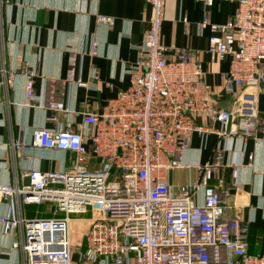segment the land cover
I'll return each mask as SVG.
<instances>
[{
  "label": "built area",
  "instance_id": "1",
  "mask_svg": "<svg viewBox=\"0 0 264 264\" xmlns=\"http://www.w3.org/2000/svg\"><path fill=\"white\" fill-rule=\"evenodd\" d=\"M144 1L152 16L128 68L129 86L100 111H81L77 126L61 123L72 111L51 90L46 119L54 126L35 128L30 143L11 142L19 154L33 147L68 152L64 169L31 168L26 183L0 186L8 202L0 228L18 231L10 246H0V254L19 249L18 264H264V255L248 252L242 220L223 219L229 204L216 173L224 145L194 165L190 182L168 180L172 169L185 167L192 132L223 141L254 135L264 83V0H238L236 12L222 23L209 21L212 0H203L199 26L215 32L207 46L211 57L228 61L221 77L236 99L233 109L217 107L193 50L161 41L166 0ZM97 20L113 23L105 15ZM70 52L72 78L81 52ZM88 54H97L94 40ZM24 72L25 95L32 98L36 72L27 67ZM75 82L87 86L79 78ZM19 200L47 203L50 214L21 216Z\"/></svg>",
  "mask_w": 264,
  "mask_h": 264
},
{
  "label": "crops",
  "instance_id": "2",
  "mask_svg": "<svg viewBox=\"0 0 264 264\" xmlns=\"http://www.w3.org/2000/svg\"><path fill=\"white\" fill-rule=\"evenodd\" d=\"M238 0H212L207 5L210 22L222 23L237 10ZM203 0H166L161 41L195 52L203 78L214 92L217 107L233 109L236 99L226 90L221 73L228 61L217 60L207 52L215 32L199 26L204 16ZM110 16L111 25L97 20ZM152 7L144 0H0V186L27 182L28 169L61 170L68 164V152L33 147L20 154L11 142L30 143L39 126L53 127L46 119L47 102L53 90L72 111L61 116L62 124L80 123L81 111H100L108 98L129 86V66L137 46L149 27ZM97 54L89 55L90 42ZM81 52L72 78L68 77L70 50ZM36 73L33 97L25 95V68ZM76 78L87 86L75 82ZM259 118L254 135L221 140L213 133L192 132L183 156L185 167L174 168L168 180L188 183L194 165L212 157V149L224 145L223 161L216 173L226 189L229 207L223 219L238 217L247 226L245 238L249 253L264 255V83L257 97ZM203 119L201 116L198 120ZM212 179L216 183L217 179ZM201 202V191L197 194ZM18 214L26 218L48 216L47 203H17ZM8 212V202L0 195V214ZM16 234L0 228V246H10ZM225 251L223 257L225 258ZM223 258V259H224ZM21 251L0 254V264H18ZM211 264H215L211 262ZM221 264H225L222 262Z\"/></svg>",
  "mask_w": 264,
  "mask_h": 264
}]
</instances>
